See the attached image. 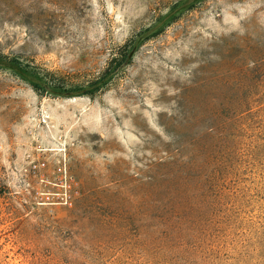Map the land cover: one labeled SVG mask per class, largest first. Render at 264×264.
<instances>
[{
	"label": "rangeland",
	"instance_id": "rangeland-1",
	"mask_svg": "<svg viewBox=\"0 0 264 264\" xmlns=\"http://www.w3.org/2000/svg\"><path fill=\"white\" fill-rule=\"evenodd\" d=\"M187 1L0 0V56L87 89L0 67V264H264V0Z\"/></svg>",
	"mask_w": 264,
	"mask_h": 264
},
{
	"label": "trees",
	"instance_id": "trees-1",
	"mask_svg": "<svg viewBox=\"0 0 264 264\" xmlns=\"http://www.w3.org/2000/svg\"><path fill=\"white\" fill-rule=\"evenodd\" d=\"M193 2V1H192ZM174 12H175V10L174 11H172L168 16H166V18L163 20V22H160V23H158L157 25H155V26H153V27H156L155 29H154V31H152L149 35H154V34H156V33H158V31H160L161 30V26H163V24H164V22L166 21V23H168L172 18H174L175 16H174ZM170 19V20H169ZM152 27V28H153ZM151 29V28H150ZM149 30V29H148ZM148 35V36H149ZM140 36V35H139ZM138 36V37H139ZM148 36H146L145 38H143L141 41H140V43L144 40V39H146V38H148ZM136 41V40H135ZM134 41V42H135ZM140 43H139V45H140ZM134 44V43H133ZM138 45V46H139ZM133 46V45H132ZM132 48V47H131ZM126 54L127 53H123L122 54V56L120 57V59H114L113 61H112V65L110 66V68H109V70L106 72V74L102 77V79L99 81V82H97L96 84H94L93 85V87H95V86H98V85H100L101 83H103V82H105L108 78H109V76H111L112 74H114L115 72V70L125 61V59H126ZM0 60H7V61H9L10 63H12L13 65H15V66H17L18 68H20L22 71H24V72H26V73H28V74H30V75H33V76H35V77H37V78H39L38 76H37V72L35 71V69H33V68H31V67H29L28 65H26L24 62H22L20 59H19V57H17V56H13V57H11V58H9V59H7V58H4V57H2V56H0ZM7 68H9V69H11L12 70V72L14 73V74H16V75H18V76H20L21 78H23V79H25V80H27L26 78H24L22 75H20L19 73H17L12 67H7ZM39 79H41V78H39ZM42 80V79H41ZM31 85H32V87L35 89V90H37V91H45V92H50V91H48V90H46L44 87H42V86H40V85H38V84H35V83H32V82H30L29 80H27ZM43 81V80H42ZM44 82V81H43ZM45 83V82H44ZM45 84H47V83H45ZM48 85V84H47ZM48 86H50V85H48ZM50 87H52L53 89H55V90H62V89H59V88H56V87H53V86H50ZM91 88V87H90ZM64 90V89H63ZM80 90H82V89H80ZM64 91H78V90H64ZM50 93H53V94H57V93H54V92H50ZM80 94V93H79ZM57 95H60V94H57ZM245 106L244 105V103H241V104H237V103H230L229 104V106H228V108L226 109L228 112H229V114H228V116H227V119L229 120V130H228V137L231 139V137H235L234 135H232V128L235 126V123H236V117H237V114H233L232 112H235L236 111V109L238 108L237 106ZM231 113V114H230ZM204 135H206V133H204ZM233 140V139H232Z\"/></svg>",
	"mask_w": 264,
	"mask_h": 264
},
{
	"label": "water",
	"instance_id": "water-1",
	"mask_svg": "<svg viewBox=\"0 0 264 264\" xmlns=\"http://www.w3.org/2000/svg\"><path fill=\"white\" fill-rule=\"evenodd\" d=\"M192 1H194V0H188L187 1V4L188 3H191ZM155 28L156 27H153V28L147 30L146 32H144L143 34H141L136 39V41L134 42L132 48L126 54V59H125L124 64L132 57V55L135 52V50L137 49L140 41L143 38H145L146 36H148L152 31H154ZM0 67H12L17 73H19L20 75H22L24 78H26L30 82L35 83V84H38V85L44 87L46 90H48L50 92H54V93L60 94L62 96H70V95H73V94H79V93L85 92L87 90V89H82V90H78V91L55 90L52 87H50L47 84H45L41 79H39V78H37V77H35L33 75H30V74L22 71L20 68H18L17 66L13 65L12 63H10L7 60H0ZM117 70L118 69H116L114 72H116Z\"/></svg>",
	"mask_w": 264,
	"mask_h": 264
}]
</instances>
